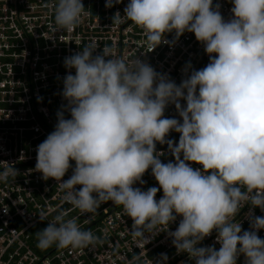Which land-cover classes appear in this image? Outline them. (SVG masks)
Returning a JSON list of instances; mask_svg holds the SVG:
<instances>
[{"label":"clouds","instance_id":"9594fccd","mask_svg":"<svg viewBox=\"0 0 264 264\" xmlns=\"http://www.w3.org/2000/svg\"><path fill=\"white\" fill-rule=\"evenodd\" d=\"M121 2L106 0L105 7ZM232 3L233 16L225 20L213 0H130L123 16L114 14V25L127 20L141 27L149 52L174 43L168 33L174 32L175 40L194 33L209 63L177 85L139 57L129 65L112 49L95 54L97 46L87 44L65 57L66 104L57 112L54 131L37 146L35 170L45 181L59 182L64 201L81 214L96 213L109 201L122 206L139 247L182 217L168 235L177 252L188 253L195 264H237L241 254L245 264H264V239L257 234L264 216L252 211L264 212V0ZM84 15L82 0H58L53 30L72 32ZM170 104L182 122L164 117ZM173 130L181 134L178 144L166 139ZM157 143H167L175 162L161 161ZM70 161H75L73 174L62 181ZM149 168L159 188L133 187L145 183ZM17 173L8 167L0 180ZM246 204L251 230L242 231L235 217ZM65 216L60 212L37 232L39 248L85 249L99 242L76 218ZM39 219L47 220L43 212ZM213 230L219 250L198 247Z\"/></svg>","mask_w":264,"mask_h":264},{"label":"built area","instance_id":"2783aa9c","mask_svg":"<svg viewBox=\"0 0 264 264\" xmlns=\"http://www.w3.org/2000/svg\"><path fill=\"white\" fill-rule=\"evenodd\" d=\"M58 0H0V171L14 166L15 176L0 180V264H195L188 253H178L168 231H175L182 217L169 225L168 231H161L145 247L131 235L133 221L122 206L111 201L101 204L96 213L81 214L79 209L63 200L64 191L59 182L35 170L37 146L54 131L58 121L57 112L66 104L61 93L63 79L68 74L64 66L65 57L71 56L87 44H95L99 54L107 47L113 50L115 58H124L131 63L139 57L177 85L191 74L192 70L204 68L209 55L198 42L194 33L185 32L178 40L175 33L166 34L172 44H161L149 52L144 30L125 20L113 24V16L130 0L114 3L106 8V0H82L85 13L82 22L72 32L54 31V11ZM220 5L225 20L233 14L232 0H213ZM215 55V54H213ZM191 69L185 73L188 64ZM75 75V69L71 70ZM186 106L185 101H181ZM65 118H71L68 112ZM166 118L181 120L175 105L170 104L164 113ZM180 133L170 131L166 139L178 144ZM157 152H163L161 161L175 162L167 143L156 145ZM182 158V157H181ZM63 180L73 174L75 161ZM194 168L202 165L194 164ZM144 184L137 182L133 187L147 191L159 188L149 168L142 177ZM79 190L82 186H75ZM95 195V194H93ZM163 191H158L157 201ZM8 208L5 214L3 209ZM251 205L241 208L235 221L241 223L242 231L251 230L248 212ZM254 216H264L260 208L252 209ZM44 213L47 220L41 221ZM60 212L65 219H77L81 230H90L100 240L85 249H60L55 244L47 249L37 246V232L48 226ZM90 218V219H89ZM264 239V229L258 231ZM217 232L213 230L197 246H214ZM239 247V245H238ZM166 254L167 261L161 260ZM139 259H134L135 257ZM237 264H245L241 254Z\"/></svg>","mask_w":264,"mask_h":264}]
</instances>
